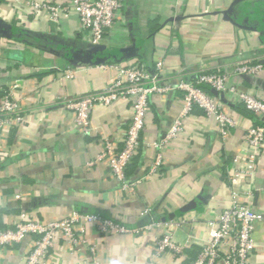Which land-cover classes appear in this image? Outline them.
Masks as SVG:
<instances>
[{
  "label": "crops",
  "instance_id": "1",
  "mask_svg": "<svg viewBox=\"0 0 264 264\" xmlns=\"http://www.w3.org/2000/svg\"><path fill=\"white\" fill-rule=\"evenodd\" d=\"M56 3L58 0H39ZM125 25L109 29L101 44L124 65L138 58L154 65L172 87L202 68L223 67L230 81L264 101V70L251 76L232 74L238 61L264 64V0H124ZM0 18L27 31L79 51L90 47L77 13L34 12L28 0H0ZM0 37V101L9 89L24 121L0 131V229L15 225L20 214L50 222L71 214L96 213L132 228L153 224L138 234L101 233L87 226L88 243L71 248L57 239L45 264H188L211 237L210 221L236 196L264 212V150L248 173L246 130L259 119L227 96L224 111L234 120L225 134L213 115L196 106L182 117L184 130L162 149V164L148 175L158 149L184 108L182 91L171 88L150 97L141 146L127 178L135 191L122 188L107 160L98 159L104 139L122 146L133 117L131 100L97 104L90 134L76 124V113L62 106L73 97L103 91L115 75L103 63H73L43 44ZM179 77V78H178ZM241 172L232 183L229 175ZM158 223V224H157ZM172 233L186 256L156 255L155 241ZM256 248L249 264H264V221L256 223ZM33 236L0 247V264H25ZM217 264H223L218 261Z\"/></svg>",
  "mask_w": 264,
  "mask_h": 264
},
{
  "label": "built area",
  "instance_id": "2",
  "mask_svg": "<svg viewBox=\"0 0 264 264\" xmlns=\"http://www.w3.org/2000/svg\"><path fill=\"white\" fill-rule=\"evenodd\" d=\"M28 5L34 12L50 11L55 19L74 10L79 17L81 31L89 33L92 45L100 44L109 29L126 23L123 14L124 0H58L56 3L28 0ZM104 65L114 69L115 75L103 91L73 97L61 104L75 111L77 126L83 133L90 134L93 131L91 111L95 105H111L120 99L132 101L133 117L122 140V146H116L112 139L105 137L104 150L98 157L107 160L112 176L120 181L123 189L134 192L136 185L142 181L141 179L135 182L128 181L127 170L141 146L150 97L166 93L171 88L182 91L184 108L166 137L153 143L158 149V154L148 175L158 172L162 164V149L169 140L184 130L182 117L196 106L202 108L205 115L215 117L222 134L234 126V120L223 109L222 100L225 95L232 96L234 100L259 116V122L252 124L245 135L250 167L247 171L253 172L255 162L264 150V101L232 83L231 74L225 68H202L192 79L180 78L177 85L172 87L165 83L162 75L164 67L162 59L155 61L154 65L141 58L127 65L121 63ZM263 70L264 64L254 59L241 60L232 66V74L236 76H251ZM203 86L217 90L218 94L208 92ZM23 121L24 113L19 102L9 89H2L0 131L4 126L17 127ZM240 174V171L234 170L232 175H229V182H234ZM259 221H264V212L255 210L250 204L242 203L235 196L230 206L223 209L215 220L210 221L211 237L201 245L197 257L189 264H217L218 261H222L223 264H249L250 255L256 248L254 231ZM89 224L95 225L103 234L109 232L138 234L156 223L132 228L101 214L82 213L77 210L63 218L43 222L22 212L15 225L0 229V247L21 242L28 235L33 236L32 248L26 256L25 264H45L59 236H62L71 248L87 246V249L94 253L95 247L88 243ZM155 244L156 255L171 253L175 256H186L184 246L177 242L172 233L160 235Z\"/></svg>",
  "mask_w": 264,
  "mask_h": 264
},
{
  "label": "water",
  "instance_id": "3",
  "mask_svg": "<svg viewBox=\"0 0 264 264\" xmlns=\"http://www.w3.org/2000/svg\"><path fill=\"white\" fill-rule=\"evenodd\" d=\"M0 30L4 31V34L8 36H20V35H26L27 31L21 27H18L12 23L6 22L3 19L0 18ZM56 49H63L62 44H58L56 46ZM110 48L103 44H96L92 45L90 44V47L84 51H79L76 49H71L69 52H64L62 55L72 61L73 63L82 64V65H94L99 63H106L108 60H117L120 58L117 54H109ZM75 51L76 53H79L80 55H77V57L74 59L72 57V53ZM81 52V53H80ZM84 52V53H83ZM213 93L218 94V91L215 89H212Z\"/></svg>",
  "mask_w": 264,
  "mask_h": 264
},
{
  "label": "trees",
  "instance_id": "4",
  "mask_svg": "<svg viewBox=\"0 0 264 264\" xmlns=\"http://www.w3.org/2000/svg\"><path fill=\"white\" fill-rule=\"evenodd\" d=\"M0 37H3V38H7L8 40H11V41H27L31 38L32 39V44H43V45H46L48 46L49 48H51L52 50L56 51V52H59V53H64V52H69L71 49H74L72 46H68V45H62L63 46V49L59 50V49H56V46L57 44L55 42H53L51 39L49 38H46V37H42V36H39L37 34H29V35H20V36H8L6 34H4V31H1L0 30ZM77 50V49H76ZM81 53V52H80ZM84 53V52H83ZM77 55H80L79 53H76L75 51H73L72 53V57L75 59L77 57ZM106 63H111V61H107ZM208 92L212 93V90L209 86H203ZM246 108V107H245ZM247 109V108H246ZM248 110V109H247ZM249 111V110H248ZM252 112V111H250ZM259 122V119L258 121ZM104 216V215H103ZM199 253V252H198ZM197 257V256H196ZM196 257L192 258V260H194ZM191 260V261H192ZM190 261V262H191ZM189 262V263H190ZM188 263V264H189Z\"/></svg>",
  "mask_w": 264,
  "mask_h": 264
}]
</instances>
